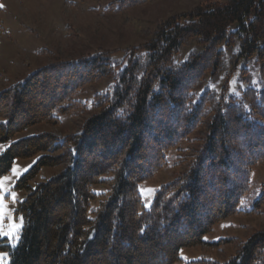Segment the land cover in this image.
Segmentation results:
<instances>
[{
  "label": "trees",
  "instance_id": "obj_1",
  "mask_svg": "<svg viewBox=\"0 0 264 264\" xmlns=\"http://www.w3.org/2000/svg\"><path fill=\"white\" fill-rule=\"evenodd\" d=\"M153 1L119 0L110 8L117 13ZM191 41L197 49L174 62ZM237 43L240 56L260 64L262 87H247L239 100L225 97L227 76L220 94L205 90L195 99L199 86L218 79L225 53ZM111 52L97 48L75 60L53 55L51 64L0 90V141L6 142L29 126H55L60 116L85 113L74 95L113 80L110 90L94 95L79 133L59 142L42 131L0 152V175L15 159L40 154L15 183L26 194L14 210L22 218L18 241L2 246L8 264H174L182 248L204 244L216 223L241 213L252 169L264 160V0H214L158 21L143 65L136 57L119 67ZM200 127L188 167L162 184L145 208L140 184ZM61 165L31 185L42 167ZM96 185L106 192H95ZM263 208L264 185L252 212ZM238 244L224 262L185 264H264V230Z\"/></svg>",
  "mask_w": 264,
  "mask_h": 264
},
{
  "label": "rangeland",
  "instance_id": "obj_2",
  "mask_svg": "<svg viewBox=\"0 0 264 264\" xmlns=\"http://www.w3.org/2000/svg\"><path fill=\"white\" fill-rule=\"evenodd\" d=\"M119 0H0V90L22 81L36 69L51 64L53 55L63 60H75L88 55L97 48L111 50V62L119 67L124 66L129 58L138 57L143 65L146 60V44L152 37L156 23L172 15H183L197 5L214 0H157L115 13L110 7ZM224 1V0H218ZM235 25L232 26L234 28ZM135 49L133 53L130 51ZM194 42L181 48L173 56L174 62H184L189 53L196 50ZM238 43L232 51L224 55L223 67L215 82L205 81L195 91V99L205 90L217 94L222 92L226 77L229 85L224 90L225 97L240 99L241 91L247 87L256 90L263 85L260 76V64L256 58L239 55ZM51 52V53H50ZM113 80H105L97 84H88L75 95L82 101L87 110L85 113L72 111L67 116H60V123L50 126L46 123L35 124L17 133L13 139L0 141V152L13 140L51 131L62 141L65 135L79 133L82 122L92 113L93 97L96 93L110 90ZM203 127L190 136L189 141L171 149L165 155V165L152 177L139 186L141 200L145 208H149L155 191L164 183L172 181L189 164L186 159L191 149L201 143ZM65 149H59L61 153ZM54 153V154H55ZM40 154L30 158H17L10 170L4 175L12 177L10 187L16 191V202L9 196L7 203L12 210L13 220L22 225V219L14 213L16 205L26 191L16 189V180L37 161ZM15 167L16 173L11 169ZM64 166H44L36 175L31 185L48 179ZM9 186V182H5ZM264 185V160L256 164L251 172L249 189L238 205L241 213L230 216L216 223L210 233L203 237L204 244L185 247L179 251V259L174 264H185L190 260L209 258L224 262L235 254L239 242L246 241L253 233L264 230V208L258 213L252 212L254 201L259 197ZM104 186L93 190L106 192ZM141 190H143L141 192ZM97 205V200L92 203ZM12 221L5 220L4 230L12 231L11 237L0 236V253H7L0 264L9 263V251L3 245L15 246L19 238V230L10 229Z\"/></svg>",
  "mask_w": 264,
  "mask_h": 264
},
{
  "label": "snow or ice",
  "instance_id": "obj_3",
  "mask_svg": "<svg viewBox=\"0 0 264 264\" xmlns=\"http://www.w3.org/2000/svg\"><path fill=\"white\" fill-rule=\"evenodd\" d=\"M0 7H3L0 5ZM13 173L17 172V169L13 167L11 169ZM12 177L8 175H0V236L3 237H11L13 235L12 231H5L4 230V222L5 220L12 221L11 224H9L10 229H16L19 230L22 225L16 224L13 220L12 216V210L10 209L8 203L6 202L8 197L10 196L12 198V201L16 202L17 193L16 191L12 190L10 187V181ZM5 182H9V186H6ZM143 190H141L142 192ZM22 219V218H21ZM7 253H0V259H3L4 256H6Z\"/></svg>",
  "mask_w": 264,
  "mask_h": 264
}]
</instances>
